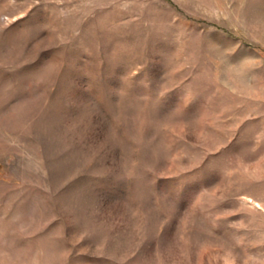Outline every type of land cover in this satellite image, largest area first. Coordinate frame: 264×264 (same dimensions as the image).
I'll use <instances>...</instances> for the list:
<instances>
[{
	"label": "rangeland",
	"instance_id": "rangeland-1",
	"mask_svg": "<svg viewBox=\"0 0 264 264\" xmlns=\"http://www.w3.org/2000/svg\"><path fill=\"white\" fill-rule=\"evenodd\" d=\"M0 264H264V0H0Z\"/></svg>",
	"mask_w": 264,
	"mask_h": 264
}]
</instances>
